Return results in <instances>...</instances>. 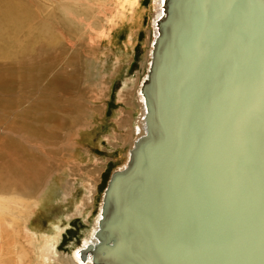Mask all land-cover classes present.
<instances>
[{
	"label": "water",
	"instance_id": "95a60500",
	"mask_svg": "<svg viewBox=\"0 0 264 264\" xmlns=\"http://www.w3.org/2000/svg\"><path fill=\"white\" fill-rule=\"evenodd\" d=\"M254 2L264 4V0H170L153 49L150 82L146 85V133L133 144L126 166L110 176L98 232L101 240L89 247L95 263L123 264L112 257L122 246L118 237L122 233L129 238V251L134 258L138 257L126 264H170L161 261L167 249L178 253L177 264H197L181 261L188 249L183 238H197L201 233L207 238L210 228L219 223L220 213L225 214L222 225L227 234L224 231L223 234L230 241L229 247L226 245L227 254L217 244L207 245L205 258L225 253L223 264H264V98L252 96L263 88L264 72L252 76L247 69L264 52L263 32L253 28V20L264 14L262 10H250ZM245 72L248 75L238 81ZM207 96L209 99L218 96L228 103V120L245 103L253 106L251 111L256 112L254 120H257L241 133L240 139L226 140L225 146L212 150L218 151V156H213L214 160L205 166L210 170L211 182L202 178L206 172L202 173L194 164L190 150V134L195 136L194 147L207 148L210 142L205 125L211 119L203 117L199 130L195 131L197 118L193 114V104L205 107ZM211 130L215 131L213 126ZM234 159L243 163V174L237 176V167V182L223 184L224 197L220 190L216 192L214 169L225 163L232 171ZM189 161L191 165H185ZM185 174L192 178L184 182ZM249 179L255 187L254 195L248 206L244 204V211L239 207L243 215L236 216L248 231L238 233L230 224L235 216L230 214L228 203L231 194L239 192L240 182ZM195 200L199 202L195 218L201 224L196 225L190 236L184 235L182 216L189 215L191 202ZM120 209H131V222L115 228L118 235L112 232L102 237L107 225L111 223L113 227V222L121 219ZM179 212L181 221L172 229L171 221L179 219ZM230 248L233 250L229 251ZM118 257L125 259L120 253ZM208 264L218 263L211 258Z\"/></svg>",
	"mask_w": 264,
	"mask_h": 264
},
{
	"label": "rangeland",
	"instance_id": "374dc122",
	"mask_svg": "<svg viewBox=\"0 0 264 264\" xmlns=\"http://www.w3.org/2000/svg\"><path fill=\"white\" fill-rule=\"evenodd\" d=\"M62 3L0 0L2 8L21 11L27 17L16 38L22 39L32 26H44L42 33L24 42L17 54L0 50V79L7 71L13 79L12 86L0 90L1 108L9 107L0 110V124L19 134L16 138L8 134V138L28 155L32 151L25 141L38 148V152L33 151L36 166L31 171L34 175L27 179L28 186L12 194L8 190L0 193L12 205L0 213V235H4L0 242L8 240L12 245V256L5 252L7 260L15 264H44L34 245L44 235H51L55 226L64 230L59 256H71L91 229L104 185L124 161L134 137L132 127L140 115L135 88L145 72L152 37V0H140L139 27L133 25L127 12L119 11L118 3L110 7L112 0L106 5L91 0L70 3L78 8L75 25L80 21L86 26L66 27L56 13ZM130 33L133 36L129 37ZM27 66H33L34 76L20 80L19 69ZM56 75L72 77L71 87L50 92L46 86ZM48 92L46 98L41 96ZM41 99L55 103L50 111L57 116L56 121L35 120L41 115L35 112ZM23 117L29 120L27 129L35 138L29 140L27 129L21 127Z\"/></svg>",
	"mask_w": 264,
	"mask_h": 264
},
{
	"label": "bare ground",
	"instance_id": "6f19581e",
	"mask_svg": "<svg viewBox=\"0 0 264 264\" xmlns=\"http://www.w3.org/2000/svg\"><path fill=\"white\" fill-rule=\"evenodd\" d=\"M81 1H84V3H86L90 0H81ZM91 1H94V2L100 1V3H105V5H106L111 0H91ZM75 2H76V0H63V3L58 4V6L56 7V13L58 14L57 19L60 20L61 23L65 24L66 27L67 26L71 27V25H73L74 27L75 26L76 27H82L85 25V24H82V22H80V21L77 25H75L76 21H73L75 15L78 16V14H77L78 8L76 6L72 7L70 3H75ZM115 3H118L120 5V7L118 8L120 12L125 11L128 13L127 17H131V22H133L134 26H136V27L140 26V20L139 19H141L140 18L141 12H139V10H137L139 3H140V0H112V4L110 5V7L113 6ZM169 3H170V0H152V4H151V6L153 8V10H152L153 13L151 16V19H152V21H151L152 37L149 38V42H148V52L146 55L145 72H144L142 78H140L139 81L137 82L136 88H135V100H136L137 107L140 109V115H139V118L137 119V122H135L134 126L132 127L134 137L128 143L129 147L126 150L124 161L110 173V175H109V177H108V179L104 185V189L101 193V197L99 199L98 211L93 218V223L91 225V229H89L87 235L84 236L81 243L78 246H76L74 248V250L71 251V253H70L71 256H69L67 258H63V257L59 256V254H58V245L62 241V236H63V232H64V230L60 229L58 226H55V228H52V231H51L52 234L51 235H44L45 238L41 242L35 243L34 246H36V248L41 252V257H42V261L44 264H98V263H95L93 261L94 256L90 252L89 247L95 246L101 240V238L98 236V232L100 230V221L102 218V212H103V206H104V193H105V190L107 188V184L110 180V176L112 175V173L114 171L121 170L126 166L128 160L130 158V150L133 147V144L135 143V141L140 136H142L146 133V129H147V127H146V113L148 111V100H147L146 85L150 82L153 49L156 45L157 37L159 36V34L162 31V22H163L164 18L166 17V15L168 14ZM2 6L3 5L0 6V50L5 49V52H7L9 55H15V54H17V50H20L22 48V45L24 42H29V40H33L35 38V35L42 33V29H44V26H43V24H40L36 27L32 26L27 30V32H25L23 34L22 39L16 38L17 36H19L20 31H22V25H21L22 20L24 19V21H25L27 17L24 18V14L21 11L11 10V9L8 10L6 8H2ZM110 7H108V9ZM250 10L251 11L252 10H256V11L262 10L261 12L264 14V12H263L264 4H259L258 2H254L253 5L251 6ZM206 15H207V12H206ZM216 15H217V12H216ZM93 16H95V15L93 14ZM80 18H82V16ZM90 19H91V17H90ZM205 21H206V19L204 20V22ZM253 24H254L253 28L261 30L263 32L262 34L264 36V17H260L259 20H258V18L254 19ZM94 25L96 26L95 23H94ZM86 29H87V27H86ZM46 31H48V30L46 29ZM131 36H133V35L130 33L129 37H131ZM251 63H254L252 69L250 68ZM247 69L249 70V72H251L252 76L260 75V72L262 74L264 72V52L262 54H260L256 58L255 61L250 62V66L248 65ZM19 73L22 75V76L19 75L20 80H22L23 78L32 79L34 76L33 66H27L25 69L20 68ZM3 74L5 76L0 79V90L8 89L10 86L13 85V79L11 78L12 74L8 71L6 74L5 73H3ZM247 75H248V72H245L238 79V81L243 80L244 77H246ZM252 78H254V77H252ZM71 80H72V77H66L64 75L59 77L58 75H56L54 77V79L46 86V88L47 89L50 88V92H53V91L58 90V89L61 90V89L69 88L72 85V84H70ZM261 85L263 86V88H260V91L253 94L252 95L253 97H259L262 99L264 98V80L261 81ZM47 94L50 95V93L48 92V93H45L41 96L46 98ZM191 100H193V99H191ZM205 100H206L205 107L200 106L199 103L193 102L194 103L193 104V114L196 115V118H197L196 119L197 126L194 128H195V131L199 130V126L202 122L203 117L207 118V119H211L209 121V123H207L205 125V127H207L206 128L207 132H209L208 133V136H209L208 141H210V142L207 143V148H204L203 146L202 147L201 146L200 147H194L195 144L197 145L196 141H194L195 136L193 134H190L191 139H192L190 150H191V153L193 155L192 157L195 158L193 160L194 164L198 165V167L201 169L202 173L206 172V173H204V175L203 174L201 175L202 178L204 179V181L208 180L211 182L212 178L209 176L210 170H206L205 166L207 167L209 165V163L214 160V159H211L213 156L214 157L218 156L217 155L218 151L214 152L212 150H215V148H221V146H223V145L225 146L227 144L226 140H235L236 138L240 139L241 133L245 132L246 130H249V127L251 128L253 126L252 125L253 121L256 122L257 120H254V118L256 116V112L254 113L253 111H251L253 109V106L252 107H251V105L246 106L247 105L246 103L242 109H239L237 111V114L235 113V114H233V116L231 115L230 119L228 120L227 111H228L229 105L227 102H225V100L219 98L218 96H215L213 99H209V97L207 96V97H205ZM259 102H261V101H259ZM53 107H55V103H53L52 99H47V100L41 99V100H39L36 103L35 112L40 111L42 113L39 112L38 114H41V115L39 118H36L35 120H37L39 122L42 121L44 123L56 121V119H58L57 116L54 115L53 111H50V110H52ZM232 107H234V106H232ZM235 107H239V106L235 105ZM250 107H251V109H250ZM2 108H9V107L5 105ZM2 108H1V103H0V110ZM229 112H231V111L229 110ZM244 113H245V115L243 116ZM211 114H212V117H211ZM35 120H31L33 124H35ZM28 122H29V120L24 118L19 123H20L21 127H23V129L25 130L28 127ZM193 125H194V123H193ZM211 126L214 127L215 131L211 130ZM16 127H17V125H16ZM28 129H27V131H28L29 140H30V139H32L31 137H34L33 135L35 133H32V131H30ZM17 130H18V128H17ZM20 130H21V128H20ZM15 133H17V132H13V130H11V129L10 130L5 129V126L0 124V193H4L5 191L8 190V193L12 194L11 191L15 192L16 190H18V188H19L18 191H20L21 190L20 187L28 186L26 184L27 179H29L30 176L34 175L33 173H31L33 168L36 166L35 156H33V151L34 152L37 151L38 148H37V146L30 145L29 143H27L25 141L26 146L30 147V149L32 151L31 154L29 153V155H28L27 150L25 148L20 147L14 141L9 140L8 134L13 136L14 138L19 137V134H15ZM20 133H22V131ZM14 134L17 136H14ZM223 135L225 136V138L223 137ZM211 142H213L212 146H211ZM209 152H214V153H209ZM190 163H191V161L186 162L185 165L189 166V165H191ZM232 164H234V169L232 171H230L229 169L226 168L225 163H223L221 165H216L217 168L214 169L215 185L218 184V185H216V187L218 189L216 192H218L220 190V194L223 195L224 197L226 194H225V191L222 190V189H224L223 184L227 181H228V183H229V181H233V182L236 181L237 182V178L235 177L236 172H237V167H239L238 168L239 172L237 173V176H239L240 172H241V176L243 174L242 173L243 169H244L242 167L243 163L239 159L232 160ZM252 164H253V162H252ZM36 171H38V169ZM227 172L230 173L231 175H228ZM38 175L39 174L37 173V176ZM221 175H225V176H223V180H221ZM190 177L191 176L188 177V175L185 174L183 181L184 182L187 181ZM34 178L35 177H33V179ZM32 181L34 182V180H32ZM249 181H250V179L247 180V182L245 181L244 183L240 182L239 187H238L239 192H237V194L232 193L231 194L232 197L230 198V202L228 203L229 208H230L229 209L230 214L235 216L234 220L230 221V224H232L233 228L238 233L248 231V228H245L243 225L244 223L242 221H240V219L236 218V216L237 215H241V216L243 215L240 212L239 207H241V209L243 210L244 204H247L246 206H248L251 203L250 201L252 200L251 196L254 195L255 187L251 186L252 184ZM35 183H37V182H35ZM8 204H10V206H12L11 201H7L4 199L3 196H0V213L3 211V209L9 208ZM198 206H199V202H197V200L191 202V212H189V215L184 214V217L182 216V218H183L182 227H183V234L184 235L190 236L191 233L193 231H195L196 225L201 224V222L195 218V214H196ZM223 209H226V208L223 207ZM130 211H131V209H125V210L120 209L118 211V213H119V216L121 219L119 221L113 222V224H114L113 227H111L112 224L109 222L110 224L107 225L105 232L104 233L102 232V234H101L102 237L103 236L104 237L109 236V234H111L112 232H114V234L118 235L119 233L117 232V230L115 228H118V227L123 228V227H125V224L127 222H131L130 218H133V217H131L132 215L130 214L131 213ZM175 212H176V210H175ZM179 216H180L179 219L173 218L175 220L171 221L172 229H174L180 223V221H181V213L180 212H179ZM218 217L220 219L219 223L216 226H213L210 228V232L207 233V238H206L204 233H201L200 235H198L197 238H196V236H193V237L190 236V239H184L183 238V240H185L188 244V247H187L188 249H187L186 255L181 259V261L186 259L187 261H189V263L190 262H193V263L196 262L197 264H208L209 260H211V258H213V260L218 264L224 263V259L227 257L226 256V254H227V246L226 245L228 244V247H229L230 241L223 234L224 229H223L222 221L225 218V214L218 213ZM223 224H225V222H223ZM2 229L4 230V228H2ZM3 230H1V232ZM233 232H234V230H232L230 232V235H232ZM224 233L227 234V232H225V231H224ZM123 235H122V233L119 234L118 237H120V240H119L120 245H121V241H122V246H120L118 249H116L114 251V253H112V257L114 259H116V262H118V263H123V264H126V262L132 263V262L136 261L134 259H136L138 257H136V258L133 257V255L131 254V252L128 249L129 238H127ZM3 236L4 235H0V238H2ZM187 238H189V237H187ZM234 240L238 241V240H236V238ZM7 241L5 244L3 241L0 242V264H9V262L11 264H15V262L9 261V259L7 260L8 257H6L5 251H9L10 246H12V245L7 244ZM214 244H217V246L220 249H222L226 254L225 253H216V257L212 256L211 258L208 255L207 256L209 259L208 260L205 258V254H207V245H209V247L210 246L214 247ZM170 245L172 248L173 245L172 244H170ZM12 249L15 251L16 246L14 245V247ZM172 250L173 249L164 250L163 252H165L164 253L165 255H162L161 261L166 260V262H170V264H177L178 263V258H177L178 253L177 252L174 253V251H172ZM231 250H233V248L229 249V251H231ZM119 253L124 256V258H125L124 260L118 257ZM9 254L11 255L10 251H9ZM108 255H106L104 257H108ZM3 257L6 259H4ZM11 258H13V257H11ZM230 258H232V257H230ZM17 259H19V258H17ZM99 264H103V263H99ZM150 264H152V263H150Z\"/></svg>",
	"mask_w": 264,
	"mask_h": 264
}]
</instances>
